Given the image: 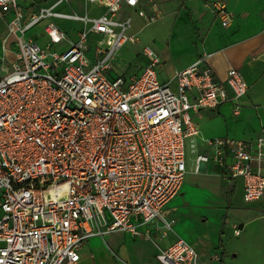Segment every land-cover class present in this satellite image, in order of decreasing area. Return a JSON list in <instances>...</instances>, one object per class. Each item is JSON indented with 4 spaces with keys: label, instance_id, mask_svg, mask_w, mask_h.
Here are the masks:
<instances>
[{
    "label": "built area",
    "instance_id": "2783aa9c",
    "mask_svg": "<svg viewBox=\"0 0 264 264\" xmlns=\"http://www.w3.org/2000/svg\"><path fill=\"white\" fill-rule=\"evenodd\" d=\"M63 1L0 0V264H77L88 238L113 232L153 241L172 232L157 261L199 264L163 208L180 192L188 150L194 172L213 164L224 178L242 179L244 202L264 195V135L199 137L194 120L224 102L238 115L245 78L231 67L220 80L213 52L204 51L162 82V60L149 46L138 75L110 78L121 48L138 40L132 13L155 23L158 1L84 0L104 8L94 15L56 9ZM214 5L229 25L231 13ZM56 18L78 23L76 37ZM10 45L14 59L5 67Z\"/></svg>",
    "mask_w": 264,
    "mask_h": 264
},
{
    "label": "rangeland",
    "instance_id": "374dc122",
    "mask_svg": "<svg viewBox=\"0 0 264 264\" xmlns=\"http://www.w3.org/2000/svg\"><path fill=\"white\" fill-rule=\"evenodd\" d=\"M201 1L204 8L215 19L209 31V25H206V22L200 23L198 21L197 34H195L196 27H194V21L191 20L195 17V6L192 5L193 0H171L172 6L170 9L172 15L165 14L157 22L145 25V27L140 29L137 33V42L125 44L114 58L113 65L115 71L123 73L126 76L137 73L147 60V57L142 53V47L148 45L155 52L158 50V52L160 51L167 57L164 58L165 64L160 70L161 76L166 77L172 69L181 66L187 59L190 51L196 50V46H199V42L196 43L195 41L198 36L204 37L207 34L205 38L208 40L211 34L214 35L221 32L225 34L235 27L241 29L244 26L246 29H257L259 25V18L255 15L257 4L262 3L261 8L264 13V0ZM230 1L236 2L232 10H230L229 6ZM216 2L224 5L226 10L231 13L232 19L234 16L233 13L235 14L233 23L227 26L221 24L220 16L214 5ZM28 3V0H21V4L24 6L28 5ZM56 9L63 12H75L77 14H83L86 10L94 14L101 10L100 8H93L91 4H86L84 0L63 1ZM55 20L63 30L68 32H73L78 26V23L65 19L56 18ZM138 25L140 26L141 24L138 23ZM40 28L41 25H37L30 32L32 34L39 33ZM5 32L6 19L0 15V52L2 48V37ZM43 41L44 39L41 38L39 43H43ZM62 45L57 44V49H60ZM205 45L207 47H215L206 41ZM214 58L219 61L222 58L224 59V56L223 54H219ZM252 84L253 92L256 94L260 93L261 89L264 88V80L256 83L252 81ZM233 116L239 117V115ZM253 118L255 117H252L250 120ZM209 131L215 135L222 134L221 131L217 132L215 128H211ZM186 155L188 158V171L183 184L184 193L176 196L170 202L169 206L165 207V210L172 212L176 218L179 217L174 225L175 233L183 234L186 238L191 237L194 240L195 249L200 248L202 245L217 247L218 240L216 239V234L220 227L221 216L226 211L225 201L230 196L231 184L223 178L219 170L214 166H206L204 171L194 172L192 170L193 155L189 150ZM216 191L220 198V204L219 202H215L213 198ZM227 206L226 220L232 223L233 229L243 227L246 221L247 223L240 235L234 234L232 227L229 224L227 225L222 239L226 247L235 256L231 254L228 258H225L224 264H264V196L255 201L243 202L239 187L234 193L232 192ZM173 236L174 233L167 232L166 235L161 236L157 241L147 240L145 243H139L140 246L136 248L130 246L128 249L129 255L133 254L137 255V257L144 258L153 250H159V248L166 246L167 242L173 239ZM117 239L119 238L112 237L111 235L106 236L107 244L111 250H114L115 255H117L116 260L119 264L122 263L124 254L122 248L114 249ZM122 242L125 245L127 244L125 238ZM95 249L93 247L89 251L96 253ZM231 259L233 260L232 263L230 262ZM151 260L153 264H157L154 263L153 258Z\"/></svg>",
    "mask_w": 264,
    "mask_h": 264
},
{
    "label": "crops",
    "instance_id": "0c3cea01",
    "mask_svg": "<svg viewBox=\"0 0 264 264\" xmlns=\"http://www.w3.org/2000/svg\"><path fill=\"white\" fill-rule=\"evenodd\" d=\"M32 1H37V2L42 1V4L49 5L53 3L54 0H28L29 2L28 4H30ZM157 1L159 3L162 12L161 18H163L165 14L172 15L170 9V7L172 6L171 0L169 1L157 0ZM193 1L194 2H192V5L195 6V17L190 19L194 21V27H196L195 34H197L198 21H200V23L206 22V25H209V29H208L209 31L212 27V24L215 21L213 15L204 8L201 0H193ZM19 2L21 3V0H19ZM229 4H230L229 5L230 10H232V8H234L233 6L236 5V2L230 1ZM92 7L95 9H99V8L101 9L98 13H94V14H99L104 11V8L100 5H92ZM261 7H262V3L257 4L256 12H255V15L259 18V25L257 29H253V30L246 29V27L244 26L241 29L235 27L234 29L226 32L225 34L223 32L216 33L214 35L211 34L208 40L205 38L207 34L204 37L203 36L200 37L197 35L198 37L195 41L196 43L199 42V46H196V50L190 51L188 53L187 59L181 64V66L172 69V71H170V73L166 77L161 76L160 70L165 64L164 58L167 57L165 56V54L161 53L160 51L158 52V50H156L157 51L156 53L160 56L162 60V65L157 70V76L159 80L162 82L168 81L174 74L175 70H179L187 67L197 58V56H199L202 52L207 51V52H213V56L209 60V63L214 69L217 76L220 78V80H224L226 78L228 69L233 67L238 69L242 73L243 77L245 78L248 84L247 93L240 100L241 108H240V113L238 114L239 117L233 116L232 104L230 102H224L214 109L201 110L199 114L194 116V120L197 122L200 130L199 137L208 138V137L230 136L236 139L252 141L257 136L262 134L264 135V88L261 89L260 93L258 94L253 92L252 89V85H253L252 81L256 83L264 80V29H263L264 13L262 12ZM122 13H132V11L128 9H123ZM90 14L94 15L93 13ZM132 15H133V31L135 33H138L140 29L145 27V25H143L142 20L138 18L134 13H132ZM233 15L235 16L234 13ZM234 16L231 23L234 22ZM138 23H140L141 25L139 26ZM70 34L72 35L73 38L76 37L75 31L71 32ZM205 41L207 43H211L215 47H207V45H205ZM62 44L63 45L60 49L66 47V42H63ZM143 47H142V53H143ZM200 48L202 49L200 50ZM15 49H16L15 46L10 45V49L6 53V61L4 62L3 66L5 67L9 66L10 62L14 59ZM219 54H223L224 59L222 58L221 60L217 61L215 60L216 58L214 57L216 55L218 56ZM2 55H3V51L1 48L0 57ZM147 61H148V57L142 68L146 65ZM142 68L138 70L137 73L130 76H126L123 73H118L115 71V69H112L108 73V77L114 78L117 75L122 74L126 78H132L138 75L142 70ZM0 69H1V63H0ZM252 117H255L256 120L255 118L250 120ZM211 128H215L217 132L221 131L222 134L221 135L211 134L212 132L209 131V129ZM199 143H201V141H199ZM193 166H194V161L192 157V170H193ZM206 166L216 167L213 164H208ZM187 169H188V159H187ZM205 169L206 167H204L202 170L204 171ZM226 180L230 182L232 189L230 191L229 198L227 199V201H225L226 211L221 216L220 227L218 233L216 234V239L218 240L217 242L218 246L212 247L211 245L208 246L202 245L200 246V248L196 249L199 254V264H224L225 258H228L231 254L235 256V254L232 253L230 249L226 247V244L222 239V235L224 234L228 224L232 227V230H234L232 223L226 220L227 211H228L227 205L229 203V199L231 197L232 192L234 193L235 190L239 187L241 190V198H242L243 183H242V179L240 178L234 180H230V179H226ZM183 184L181 186L178 195L184 193ZM214 195H215L213 197L214 201L219 202L220 204V198L218 192L216 191ZM174 198H172L164 206L163 210L167 216L174 217L176 220H178L179 217L176 218L172 212H168L165 210L166 209L165 207H168L170 202ZM246 223L247 221L245 222V224ZM244 226L239 227L240 232L238 235H240L243 232ZM176 234L181 236L187 242H189L191 245L194 246V240L191 237L186 238L183 234L180 233H176ZM108 235L119 238L115 241V245H114L115 250L116 248L118 249L122 248V252L124 254V259H122V263L119 264H153L152 263L153 261L151 260L152 258L154 259V263L160 264L156 259V254L158 250H153L150 254L146 255V257L144 258L137 257V255H133V254L129 255L128 249L130 246H133V248L139 247L140 246L139 243H143V242L145 243L147 242V240L144 239L143 237H133L130 234L123 232L109 233L105 235L103 238L100 236H93L88 238L80 248L79 251L80 259L77 264H118L116 260L117 255H115L114 250H111L110 246L107 244L106 236ZM124 238L126 239L128 245L127 244L125 245L124 242H122ZM172 240L173 239L169 240L167 244H169ZM93 247L96 248L95 249L96 253L89 251L90 248ZM113 253L115 256L113 255ZM217 255L220 257L219 260L215 259V256ZM230 262L232 263L233 260L231 259Z\"/></svg>",
    "mask_w": 264,
    "mask_h": 264
},
{
    "label": "trees",
    "instance_id": "16d2710c",
    "mask_svg": "<svg viewBox=\"0 0 264 264\" xmlns=\"http://www.w3.org/2000/svg\"><path fill=\"white\" fill-rule=\"evenodd\" d=\"M223 219H224V217H223Z\"/></svg>",
    "mask_w": 264,
    "mask_h": 264
}]
</instances>
